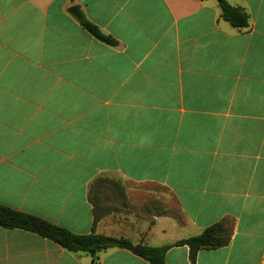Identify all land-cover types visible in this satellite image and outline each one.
I'll use <instances>...</instances> for the list:
<instances>
[{
	"label": "crops",
	"instance_id": "obj_1",
	"mask_svg": "<svg viewBox=\"0 0 264 264\" xmlns=\"http://www.w3.org/2000/svg\"><path fill=\"white\" fill-rule=\"evenodd\" d=\"M225 1L247 27L221 0H0V205L150 247L224 224L166 264H264V0ZM0 264L151 263L0 227Z\"/></svg>",
	"mask_w": 264,
	"mask_h": 264
},
{
	"label": "trees",
	"instance_id": "obj_2",
	"mask_svg": "<svg viewBox=\"0 0 264 264\" xmlns=\"http://www.w3.org/2000/svg\"><path fill=\"white\" fill-rule=\"evenodd\" d=\"M222 18L235 28L247 27L249 16L240 8L231 6L225 0H221ZM83 27L96 39L115 45V40L102 31L93 23L83 18ZM97 222V218L94 224ZM0 227L5 229H23L60 245L70 252H84L93 257L98 253L113 249H127L135 255L147 260L151 264H166L167 251L172 247L188 246L190 258L194 263L200 250L215 249L229 243L231 233L224 224H216L206 228L200 235L183 239L173 245L164 247H150L143 244L134 245L124 238H114L98 235L94 232L88 235H77L68 229L53 224L36 215L18 211L4 205H0Z\"/></svg>",
	"mask_w": 264,
	"mask_h": 264
},
{
	"label": "water",
	"instance_id": "obj_3",
	"mask_svg": "<svg viewBox=\"0 0 264 264\" xmlns=\"http://www.w3.org/2000/svg\"><path fill=\"white\" fill-rule=\"evenodd\" d=\"M220 1V0H218ZM68 12L72 14L73 16L77 17L78 19H81L82 13H81V7L79 5H75L68 9Z\"/></svg>",
	"mask_w": 264,
	"mask_h": 264
}]
</instances>
